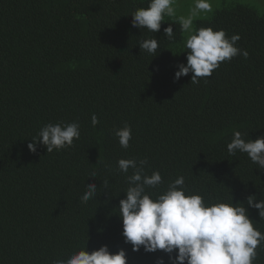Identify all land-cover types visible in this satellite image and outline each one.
I'll return each instance as SVG.
<instances>
[{"label":"trees","instance_id":"16d2710c","mask_svg":"<svg viewBox=\"0 0 264 264\" xmlns=\"http://www.w3.org/2000/svg\"><path fill=\"white\" fill-rule=\"evenodd\" d=\"M148 4L0 0V264H53L104 245L111 253L124 249L127 264H171L162 251H133L124 242L119 201L133 169L121 172L122 158H146L145 173L160 172L163 183L147 190L153 198L183 176L186 195L243 203L264 234V219L246 203L252 195L264 199V169L246 153L227 151L234 131L246 141L264 136V14L230 2L198 19L195 29L239 34L235 46L249 56L191 83L192 73L174 79L187 62L178 18L165 15L156 33L132 27L131 15ZM169 24L174 41L164 34ZM152 38L155 55L138 44ZM72 122L80 138L71 147L47 153L38 143L29 151L44 125ZM125 123L132 129L127 149L114 134ZM91 183L97 193L82 203ZM256 251L253 264H264V242Z\"/></svg>","mask_w":264,"mask_h":264},{"label":"clouds","instance_id":"9594fccd","mask_svg":"<svg viewBox=\"0 0 264 264\" xmlns=\"http://www.w3.org/2000/svg\"><path fill=\"white\" fill-rule=\"evenodd\" d=\"M175 5L176 0H149L147 8H138L131 15L132 27L159 32L165 15L176 17ZM212 11L210 0H195L190 14L178 17L181 31L187 34L184 44L187 62L177 65L175 80L192 73L191 83H199L200 78L210 77L221 62L230 61L238 55L248 58L247 50L235 46L240 39L239 34L228 38L223 29L193 28L194 18L202 12ZM164 34L168 40H175L172 24L164 29ZM138 44L141 50L152 55L159 47L155 38L139 41ZM98 123L97 116L93 114L92 126ZM114 134L122 148L130 146V125L125 123ZM79 138L78 122L48 123L27 147L35 153L39 143L46 147L47 153H51L71 147L74 139ZM227 151L229 155H235L237 151L246 153L253 163L264 169V136L246 141L240 131H234ZM146 163V158L139 161L122 158L117 162L119 170L125 174L133 169V174L127 176L129 187L126 198L119 201L122 235L124 242L132 245L133 251H139L141 246L145 252L162 251L168 255L171 264H253L258 255L256 249L264 242V234L254 228L248 209L240 206L243 203L207 204L199 194L186 195L183 176L169 183L162 194L153 198L154 194L147 190L160 186L163 178L159 171L147 175L144 169ZM102 184L107 189L109 181L104 180ZM96 193L97 185L87 184L81 202L86 204ZM256 200L257 197L252 195L247 197L246 203L256 208L260 219H264V199ZM53 264H127V255L124 249L111 253L104 245L91 253L79 250L67 259L53 261ZM158 264H165L163 258L158 260Z\"/></svg>","mask_w":264,"mask_h":264},{"label":"rangeland","instance_id":"374dc122","mask_svg":"<svg viewBox=\"0 0 264 264\" xmlns=\"http://www.w3.org/2000/svg\"><path fill=\"white\" fill-rule=\"evenodd\" d=\"M212 4L213 11L211 13H200L196 18L193 20V28H195V22L198 19H206L209 18L212 13L216 10L221 8L222 6L226 5L230 2H241L245 4H249L251 6L256 7L261 13L264 14V0H210ZM195 6V0H176V18L180 16L187 17L190 14V10ZM187 38V34L183 33L182 42L179 47H184L185 41Z\"/></svg>","mask_w":264,"mask_h":264}]
</instances>
